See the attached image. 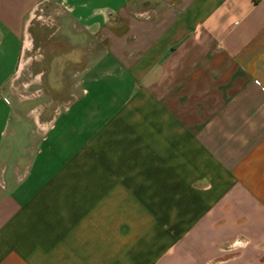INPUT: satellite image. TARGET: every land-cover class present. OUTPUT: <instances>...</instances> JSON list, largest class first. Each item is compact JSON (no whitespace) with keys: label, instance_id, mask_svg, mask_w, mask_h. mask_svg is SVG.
Here are the masks:
<instances>
[{"label":"crops","instance_id":"1","mask_svg":"<svg viewBox=\"0 0 264 264\" xmlns=\"http://www.w3.org/2000/svg\"><path fill=\"white\" fill-rule=\"evenodd\" d=\"M0 264H264V0H0Z\"/></svg>","mask_w":264,"mask_h":264},{"label":"rangeland","instance_id":"2","mask_svg":"<svg viewBox=\"0 0 264 264\" xmlns=\"http://www.w3.org/2000/svg\"><path fill=\"white\" fill-rule=\"evenodd\" d=\"M40 69L39 68H36L35 70L33 69V73L34 72H38ZM53 75H51L50 73H48V79L52 80L51 82H54V78L55 77H52ZM50 84V83H49ZM50 85H53V83H51Z\"/></svg>","mask_w":264,"mask_h":264},{"label":"built area","instance_id":"3","mask_svg":"<svg viewBox=\"0 0 264 264\" xmlns=\"http://www.w3.org/2000/svg\"><path fill=\"white\" fill-rule=\"evenodd\" d=\"M254 1H258V0H254Z\"/></svg>","mask_w":264,"mask_h":264}]
</instances>
